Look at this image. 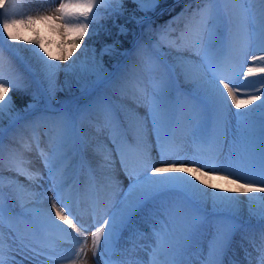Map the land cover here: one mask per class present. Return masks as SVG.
Returning <instances> with one entry per match:
<instances>
[{
	"label": "rangeland",
	"instance_id": "rangeland-1",
	"mask_svg": "<svg viewBox=\"0 0 264 264\" xmlns=\"http://www.w3.org/2000/svg\"><path fill=\"white\" fill-rule=\"evenodd\" d=\"M166 1L160 0L154 10L138 11L139 5L126 0L123 6L125 12L122 16L111 11L116 7L113 5L108 9H100L103 15L99 18L98 24H90L89 33L84 37V41L94 44L89 45L84 42L80 49L72 52L67 61L51 60L45 56V59H49V63L59 65V69L51 70L55 73L57 86L52 97H49L46 91L47 84L41 71V63L33 53L27 51V49L36 46L23 41L39 38L53 56L67 55L69 51H72L70 44L76 38L75 35L61 34V36H57L55 33L45 30L42 24H37L31 30L23 26L17 28L15 34L22 38L17 42L9 40L6 33L0 36V75L6 82L10 81L12 84L19 85L17 97L21 103V106L16 105L9 91L5 99L11 98L12 105L0 117V127L4 130V150L2 159H0V175L4 178L2 196H0L4 217L3 225L0 227L4 264H98V262L99 264H129V262L131 264H149L150 253L156 241L152 234V224L141 219L145 216L146 210H141L133 217L132 227L125 229L107 252L104 251L102 238L100 252L103 255H94L92 233L97 225H101L105 219L111 223L113 214L120 211L130 180L125 175L120 163V156L114 150L115 146L109 139L110 132L104 126L103 116L92 112L80 118L75 109L77 105H83L93 96L104 92L117 105L116 117L122 124L125 123L124 118L129 110L133 114H138L145 124L144 142L150 148L151 164L160 166L156 136L152 130L143 97L145 94L151 95L152 78L158 77L161 71H167L174 65L175 57L192 55L186 50L177 52L172 42L185 31L191 12L198 7L206 6L189 2L169 20V22L172 21L171 24L167 22L157 33L151 32V20L170 6L163 5ZM58 4L59 0H16L15 6L10 7L7 15L0 17V20L9 17L23 18L28 14L35 15L34 9L40 5H45L46 11H48L57 7ZM143 7L152 9L150 4H144ZM214 7L220 11L221 19L218 21V27L221 29L228 25L229 15L233 8L237 10L239 23H243L239 12L243 8L250 10V24L264 23V3H261L260 0H246L238 5L219 3ZM132 14L141 21L139 24L135 20L128 22L129 16ZM109 16L111 21L107 24L104 19ZM177 17L178 19L174 20ZM135 24L137 29L133 28ZM119 25L128 28L129 32L126 37L118 36ZM94 27L98 31L95 36L92 34ZM99 28L102 29L99 30ZM177 28H179L178 31H176ZM102 31V34H105L103 36L100 35ZM256 36V34L251 36L249 49L254 46ZM116 40L120 41L117 51L111 55H102L104 46ZM244 43L245 36L241 31L234 37L231 49L225 47L224 54L230 57L225 74L235 84L255 93L256 89L264 87V74L255 73L252 77L244 78L242 73L247 70L248 66L261 65L260 61L252 65L251 57H247L250 61L245 60ZM85 48L88 49L87 52H85ZM41 54L43 55V53ZM78 57L81 58V64L69 69L68 65ZM149 57L154 58L158 70H148L145 61ZM96 63H99L103 68L104 75L110 82L119 81L123 84L122 91H115L110 85L97 87L93 83L94 77L86 74L82 69ZM198 73L199 71L194 70L195 76ZM170 76L174 84L173 97L183 107V111L177 119L169 142V163L176 159L183 161L184 166L187 167L193 166L191 163L193 161L196 162V166L208 162L226 164L229 146L236 132L235 118L228 115L225 124L218 129L211 107L202 108L199 115L193 111L191 103L185 96V93L194 87L193 83L185 81L179 69L175 73H170ZM85 85L89 90H95L91 91L89 95L82 91V87ZM11 88L13 87H10V90ZM32 94L33 98H36L35 100L29 99ZM30 103L34 104V107L28 109L27 106ZM259 103L260 101H256L253 105H248L240 111H249ZM62 108L71 109L73 114L77 115L79 138L68 145L69 156L60 166V171L64 175L61 197L65 203L70 205L76 218L74 222L77 223L78 228H81L79 232H73L68 225H64L58 219L55 220V223L62 225L63 229L67 231L53 227L52 221L46 215L51 210L53 201H56V193L49 188L47 170L42 163L34 140L38 136L40 149H43L46 155L51 154L53 144L50 141V136L55 131L51 118L59 115L55 110ZM236 111L237 109L232 106L231 112ZM49 129L52 131H48ZM136 145L137 140L134 132L128 130L126 132L127 159L131 164L139 163ZM109 149H112L111 166L106 167L103 157ZM236 151L237 148H233L234 154ZM57 163L59 164V162ZM232 168L243 171V166L235 159L232 162ZM17 170L23 171L25 174L17 175ZM30 172H38L43 179L27 180L25 176ZM143 175L144 171L142 170L141 176ZM148 175L151 173L148 172ZM164 175L168 174H156L153 178ZM172 175L178 174L172 173ZM9 178H13L11 184ZM190 178H195L194 174H191ZM240 182L243 183V181ZM209 183L212 184V188H207L206 185H200V187L209 192L223 190L218 191V194L234 195L242 201H246L249 196H264V193L261 192L248 194L237 192L236 189H232L236 188L235 184L230 186L218 177L210 180ZM229 188L231 192L228 191ZM57 206L60 207L59 202H57ZM200 207L207 213L206 224L198 234L194 235L185 251L175 256L162 254L153 261V264H188L189 259L193 261V264H200L206 258L209 264H218L216 258L208 257V241L211 239L214 225H216L211 201H206ZM252 211L256 212L258 208L253 207ZM52 215H55L54 211ZM235 219L241 227L237 229L223 258L224 264H229L232 260L237 261L238 264H249L245 257V250L251 253L252 264H256L258 253L255 251V247L261 242L262 223L255 216L249 215L248 204L238 206ZM141 233L143 235H140ZM85 237L87 238L86 244L81 243ZM21 241L36 251H30L29 248L23 246ZM81 247L84 249L83 252L79 251ZM37 253L40 254L37 255Z\"/></svg>",
	"mask_w": 264,
	"mask_h": 264
},
{
	"label": "snow or ice",
	"instance_id": "snow-or-ice-1",
	"mask_svg": "<svg viewBox=\"0 0 264 264\" xmlns=\"http://www.w3.org/2000/svg\"><path fill=\"white\" fill-rule=\"evenodd\" d=\"M125 2L126 0H59L57 7L43 14L38 12L36 15L28 14L23 18L9 17L0 20V36L6 33L9 40L17 42L22 39L15 34L17 28L23 26L31 30L34 25L41 23L54 27L61 34L75 35L76 38L70 44L72 51H69L67 55L53 56L39 38L23 41L26 44L36 46L27 49V51L33 53L41 63V71L47 84L46 91L48 96L52 97L57 90V86L55 73L51 70L59 69V65L49 63V59L67 61L73 51L81 48L84 37L89 33L90 24H98L99 18L103 15L100 9H108L112 4H115L116 7L112 8L111 11L122 16L125 12L123 7ZM128 2L139 5L138 11H149L154 10L160 0H128ZM191 2L206 6L198 7L191 12L185 31L180 33L172 43L177 52L186 50L191 52L192 55L175 57L176 63L174 65L167 71H161L158 77L152 78L151 95L145 94L143 97L148 109L152 130L156 136L160 166L151 164L150 148L144 142L145 124L138 114H133L129 110L124 118L125 123L122 124L116 117L117 105L104 92L93 96L83 105L76 106L75 112L80 118L92 112L103 116L104 126L110 132L109 139L115 146L114 150L120 156V163L125 175L130 180L120 211L113 214L111 223L108 219H105L101 225H97L92 233L94 255H103L100 252L102 238L104 251L107 252L120 238L121 233L132 227L133 217L141 210H146L145 216L141 219L152 224V234L156 241L150 253L149 264H153V261L162 254H171L172 256L182 254L194 235L198 234L206 224L207 213L200 205L210 200L212 213L216 217V225H214L212 237L208 241V257H214L218 264H224L223 258L237 229L241 227L235 219L238 206L248 204L249 215L255 216L262 223L261 242L255 247V251L258 253L256 264H264V196H249L246 201H242L234 195H219L218 191L223 190L209 192L200 187V185H206L207 188H212L213 186L209 181L218 177L229 185L235 184L237 192L245 194L264 193V87L258 88L255 93H252L246 88L235 84L225 74V69L230 63V57L224 54L225 47L227 46L230 50L234 37L239 35L241 31L245 36L244 56L248 55L251 36L254 34L259 35L260 43L257 47L261 53H264V23L259 25L250 24V10L247 8L239 10L243 20V23H239L237 10L233 8L229 15L228 25L221 29L218 27V21L221 19L220 11L214 5L219 3L238 5L246 2V0H191ZM260 2L264 3V0H260ZM15 4L16 0H0V17L6 16L9 8L14 7ZM144 4L152 5V9L144 8ZM175 19H178V17ZM132 20H135L137 24L141 22L134 14L129 16L128 22ZM169 23L171 24L172 21ZM118 29V36L126 37L128 35L129 30L124 25H119ZM92 34L93 36L98 34L96 27L92 29ZM118 44H120L119 40L106 44L101 54L111 55L115 53ZM87 50L85 48V52ZM45 56L49 59H45ZM257 61H260L261 66H248L247 70L242 73L245 79L252 77L255 73L264 74V54H252L251 64L255 65ZM79 64H81L80 57L68 65V68L73 69ZM145 64L149 71L158 70L152 57H149ZM177 69H179L185 81H191L194 85L191 90L185 93V96L191 103L195 113L199 115L202 108L211 107L215 114L218 129L225 124L228 115L235 118L236 132L229 146L228 162L226 164L208 162L196 166V162L193 161L191 162L193 166L187 167L184 166L183 161L176 159L169 163V142L177 119L183 111V107L173 97L174 84L170 73H175ZM82 70L94 77L93 83L97 87L110 85L115 91L123 90L122 83L119 81L112 83L105 77L103 68L99 63L91 67L85 66ZM194 70L199 71L201 75L195 76ZM10 87L19 90V85L12 84L10 81L6 82L3 76L0 75V117L12 105L11 98L5 99ZM94 90H89L86 85L82 87V91L89 95ZM256 101H260V103L255 108H251L249 111H240L248 105H253ZM232 106L237 109L234 113L231 112ZM33 107L34 104L32 103L27 106L28 109ZM55 111L59 115L51 118V123L55 129L54 134L50 136V141L53 144L51 154L46 155L43 149H40L38 136L34 138L42 163L47 170L49 188L56 193V201H53L51 210L46 215L52 221L53 227L61 231H67L63 229L62 225L55 223V220L58 219L64 225H68L73 232H79L81 228H78L77 223L74 222L76 218L70 205L65 203L61 197L64 175L60 171V166L69 156L68 145L79 138L77 115L73 114L71 109L65 110L62 108ZM128 130L134 132L137 140L138 164H131L127 159L126 132ZM48 131L52 130L49 129ZM201 132H203V129H201ZM3 137L4 130L0 127V159H2L4 150ZM233 148H237L235 154ZM111 151L112 149H109L103 157L106 167L111 166ZM234 159L243 166V171L232 168ZM142 170L144 171L143 176H141ZM148 172L151 175H148ZM172 173L194 174L195 181H199V183L189 179L187 175H172ZM24 174L23 171L17 170V175ZM156 174L168 175L153 178ZM25 178L30 181L43 179L38 172H30ZM3 179V176L0 175V196H2L3 191ZM240 181H243V183ZM12 182L13 178H9V183ZM258 185L260 186L258 187ZM228 191L231 192V189L229 188ZM57 202H59L60 207L57 206ZM253 207H257L258 211L253 212ZM53 211L54 216L52 215ZM3 220V207L0 205V227L3 225ZM86 241L87 238L85 237V240L81 243L86 244ZM21 243L30 251H36L24 241H21ZM79 251L83 252V247ZM39 254L37 253V255ZM245 257L248 259L249 264H252L251 253L245 250ZM49 259H52V257H49ZM0 264H4L2 243H0ZM188 264H193V261L189 259ZM200 264H209V261L206 258ZM229 264H238V262L232 260Z\"/></svg>",
	"mask_w": 264,
	"mask_h": 264
},
{
	"label": "trees",
	"instance_id": "trees-1",
	"mask_svg": "<svg viewBox=\"0 0 264 264\" xmlns=\"http://www.w3.org/2000/svg\"><path fill=\"white\" fill-rule=\"evenodd\" d=\"M189 2H191V0H181V1L167 0L163 5L164 6L170 5V6L168 7V9L165 8V10H162L161 14H159L158 16H155L154 19L151 20L152 21L151 32L157 33L159 30H161L163 28V26H165V24L167 22H169V20H171L173 16L177 15L182 10V8ZM104 21H105V23L109 24V22L111 21L110 16L108 18L105 17ZM144 27H146V26H144ZM133 28L137 29V25L135 24V26ZM101 29L102 28H99V30H101ZM178 29L179 28H177L176 31H178ZM102 33H103V31L100 33L101 36L105 35ZM84 42L89 44V45L94 44L93 42H86V41H84ZM14 89L11 88L10 93L13 96L16 105L21 106L20 99H18V97H17L19 95V91L17 89H15V90ZM21 94H23V93H21ZM32 98H33V94L29 97V99L32 100Z\"/></svg>",
	"mask_w": 264,
	"mask_h": 264
},
{
	"label": "bare ground",
	"instance_id": "bare-ground-1",
	"mask_svg": "<svg viewBox=\"0 0 264 264\" xmlns=\"http://www.w3.org/2000/svg\"><path fill=\"white\" fill-rule=\"evenodd\" d=\"M113 6H116L115 4H112ZM34 12H35V15L39 12L40 14H43L44 12H46V6L45 5H43V6H39V7H36V9H34ZM43 26H44V28H45V30H48L49 32H51V33H55L57 36H61V33L60 32H58V31H56L55 29H54V27H50L48 24H43V23H41ZM257 36H256V38H255V41H254V46L253 47H251L249 50H248V55L247 56H245L244 58H245V60L246 61H250V60H248L249 58H247V57H251V55L252 54H257V53H260V51L258 50V45H259V43H260V37H259V35L258 34H256ZM249 64V63H248ZM256 67H259V66H261V65H255ZM201 75V73L199 72L198 74H196V76H200ZM178 175H187L188 176V178L189 179H192V180H194L195 181V178H190V176H191V174H181V173H177ZM196 183H199V181H195ZM231 186V185H230ZM232 189H236V188H232ZM237 190V189H236Z\"/></svg>",
	"mask_w": 264,
	"mask_h": 264
}]
</instances>
